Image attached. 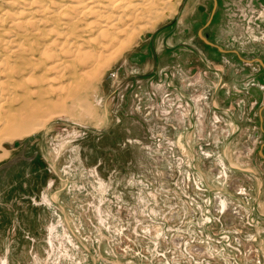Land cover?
<instances>
[{"label":"rangeland","instance_id":"374dc122","mask_svg":"<svg viewBox=\"0 0 264 264\" xmlns=\"http://www.w3.org/2000/svg\"><path fill=\"white\" fill-rule=\"evenodd\" d=\"M175 6L5 141L0 264H264V68L197 35L264 62V0Z\"/></svg>","mask_w":264,"mask_h":264},{"label":"bare ground","instance_id":"6f19581e","mask_svg":"<svg viewBox=\"0 0 264 264\" xmlns=\"http://www.w3.org/2000/svg\"><path fill=\"white\" fill-rule=\"evenodd\" d=\"M3 1L0 7L3 3L7 6L0 8V157L5 153V141L35 130L45 121L39 115L46 112L43 105L51 104L47 97L58 93L53 82L56 78L64 77L67 72L73 78L83 71V66L95 64L102 52L112 46L117 51L115 45L124 49L137 34L174 12L179 2ZM121 39L125 40L123 43L127 40L126 45ZM111 51L114 59L117 52ZM108 59H104L106 64ZM37 69L41 70L40 74ZM45 72L52 74L41 82L39 77ZM71 91L67 96L72 95ZM47 114L44 116H50Z\"/></svg>","mask_w":264,"mask_h":264},{"label":"water","instance_id":"95a60500","mask_svg":"<svg viewBox=\"0 0 264 264\" xmlns=\"http://www.w3.org/2000/svg\"><path fill=\"white\" fill-rule=\"evenodd\" d=\"M216 7H217V0H213V6H212V9H211V12H210V16L207 20V22L205 23V26H207L216 10ZM197 35L199 38H201L206 44L210 45V46H213V47H216L219 51L221 52H233L237 55V57L239 59H241L242 61L244 62H253V61H257L263 68H264V62L259 59V58H255V59H246L244 57H242L237 50H227V49H223L221 47H219L218 45H216L215 43L211 42L207 37H205L203 34H202V29H199L198 32H197Z\"/></svg>","mask_w":264,"mask_h":264}]
</instances>
